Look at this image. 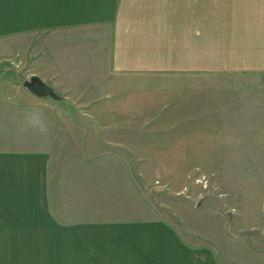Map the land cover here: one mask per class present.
<instances>
[{
	"label": "crops",
	"instance_id": "obj_1",
	"mask_svg": "<svg viewBox=\"0 0 264 264\" xmlns=\"http://www.w3.org/2000/svg\"><path fill=\"white\" fill-rule=\"evenodd\" d=\"M0 66V264H221L113 212L150 164L264 160V0H0Z\"/></svg>",
	"mask_w": 264,
	"mask_h": 264
},
{
	"label": "rangeland",
	"instance_id": "obj_2",
	"mask_svg": "<svg viewBox=\"0 0 264 264\" xmlns=\"http://www.w3.org/2000/svg\"><path fill=\"white\" fill-rule=\"evenodd\" d=\"M160 84L167 88V82H156V90ZM167 100L165 96L158 99L161 105ZM71 116L86 120L80 115ZM127 117L132 120L142 118L137 114H114L113 120L124 121ZM160 117L167 122L169 116L162 114ZM168 132H160L162 140L168 139ZM174 133L178 135L180 131ZM193 133L199 136L200 130ZM176 140L178 155L188 153L190 149L184 142L193 145L200 141L195 136L186 139L176 136ZM257 147V160L209 163L219 165L218 177L207 171L199 160L156 162V170L150 164L147 171L156 173V177L145 178L144 194H139L136 207L117 209L113 215L164 218L172 222L190 244L206 242L197 234L204 230L211 236V244L216 248L221 264H264V160H259L263 149H259V144ZM198 157L199 154L192 156ZM203 173L209 178L206 187L198 181Z\"/></svg>",
	"mask_w": 264,
	"mask_h": 264
},
{
	"label": "built area",
	"instance_id": "obj_3",
	"mask_svg": "<svg viewBox=\"0 0 264 264\" xmlns=\"http://www.w3.org/2000/svg\"><path fill=\"white\" fill-rule=\"evenodd\" d=\"M201 178L198 179V181L201 182V184H203L204 187H206L208 185V180L209 178L207 177V175L205 173H203L202 175H200Z\"/></svg>",
	"mask_w": 264,
	"mask_h": 264
},
{
	"label": "trees",
	"instance_id": "obj_4",
	"mask_svg": "<svg viewBox=\"0 0 264 264\" xmlns=\"http://www.w3.org/2000/svg\"><path fill=\"white\" fill-rule=\"evenodd\" d=\"M0 70H1V66H0ZM10 72H12L11 70H9Z\"/></svg>",
	"mask_w": 264,
	"mask_h": 264
}]
</instances>
